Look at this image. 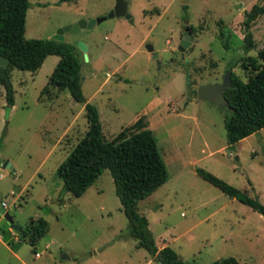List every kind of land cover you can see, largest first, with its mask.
<instances>
[{"label":"rangeland","instance_id":"1","mask_svg":"<svg viewBox=\"0 0 264 264\" xmlns=\"http://www.w3.org/2000/svg\"><path fill=\"white\" fill-rule=\"evenodd\" d=\"M123 1L129 19L109 17L57 40L58 29L106 16L117 0H29L25 37L85 43L87 57L75 46L82 91L97 106L107 140L140 118L152 130L167 181L138 209L159 248L168 244L189 264L231 256L238 264H264L263 215L196 172L203 169L264 205V127L230 146L229 109L197 98L201 85L222 83L228 71L243 75L237 60L244 14L262 0ZM187 25L192 39L181 52ZM251 31L255 55L264 46V14ZM58 60L49 55L34 72L12 68L13 106L0 85L1 199L22 228L40 217L49 223L35 245L0 230L7 244L0 242V264H157L126 233L108 169L80 197L57 175L88 129L84 104L67 89L43 90ZM6 160L14 171L2 167Z\"/></svg>","mask_w":264,"mask_h":264},{"label":"trees","instance_id":"2","mask_svg":"<svg viewBox=\"0 0 264 264\" xmlns=\"http://www.w3.org/2000/svg\"><path fill=\"white\" fill-rule=\"evenodd\" d=\"M29 6V0H0V57L7 60L5 66L0 65V85L4 88L8 103L14 104L12 68L34 72L42 66L47 56H59L43 90L50 86L59 91L67 89L76 102L84 104L88 123L85 135L57 169L65 190L80 197L108 169L121 202V210L128 220L126 233L136 240V247L145 249L161 264H189L172 247L157 246L147 217L138 209L141 199L167 181L166 165L152 130L140 118L112 140L105 138L98 108L87 101L82 91L83 78L75 54L76 47L52 39H27L25 24ZM262 14L264 0L253 4L245 12L242 52L237 60L243 75L231 71V86L223 92L229 102V114L225 117L224 125L230 146L264 127V46L255 55L250 54L255 48L251 25ZM225 47H229L228 40ZM196 172L264 217V205L258 197L249 196L203 169ZM48 230L46 219H31L22 228L23 237L19 235L18 241L35 245ZM2 233L7 231L2 229ZM209 264H238V261L231 256Z\"/></svg>","mask_w":264,"mask_h":264},{"label":"water","instance_id":"3","mask_svg":"<svg viewBox=\"0 0 264 264\" xmlns=\"http://www.w3.org/2000/svg\"><path fill=\"white\" fill-rule=\"evenodd\" d=\"M114 16H125L128 19L130 18V15L127 13V5L123 0H117L113 10H111L106 16L99 17L97 19H92L89 21L80 20V21H77L73 24H69V25H66V26L58 29L57 34L55 36V39L63 40V34L64 33H69L71 35H74L82 28H91L94 24L101 22V21L105 20L106 18L114 17ZM188 29H189V27L186 28V30H188ZM189 39H192L191 31L189 32V34H185V32H184V38L181 40V42L179 43L178 48H177L178 51L182 52V51H184V49L186 47L189 46V44H190ZM72 44L74 46L79 47L84 52V55L87 57V55H86L87 46L85 45L84 42L79 41V40H74ZM148 49L150 51L153 50V48L149 45H148ZM230 73H231V71H228L225 74L222 83H208V84L201 85L197 91V98L200 100L205 99L209 102H212V103H215L217 105L224 106V107L228 108L229 102L225 98L223 92L228 87L231 86ZM2 167L14 171V168L12 167L9 160L4 161V163L2 164ZM0 215L7 222V224L11 225V227L14 231L19 232L20 235L23 237V231H22L21 226H19L18 224H16L14 222L10 213L7 210H5L1 206V204H0ZM157 264H161V262H157Z\"/></svg>","mask_w":264,"mask_h":264},{"label":"crops","instance_id":"4","mask_svg":"<svg viewBox=\"0 0 264 264\" xmlns=\"http://www.w3.org/2000/svg\"><path fill=\"white\" fill-rule=\"evenodd\" d=\"M11 163V162H10ZM12 165V164H11ZM1 196H2V193L0 192V200H2L1 199ZM5 220L3 219V217L0 215V230L2 231V229H4V230H6L7 231V234L8 235H10L11 237H13L14 238V240H18V237H19V235H20V233L19 232H17V231H15V232H13L14 230L12 229V227H4V225L3 226H1L2 224V222H4ZM22 228V227H21ZM11 229L13 230V231H11ZM17 234V235H16ZM0 242H2L3 244H6V242L4 241V238L0 235ZM6 246H7V244H6ZM164 246H169L168 244H165V245H163L162 247H164ZM161 247V248H162ZM174 249V248H173ZM175 250V249H174ZM20 260H21V258L17 255V253L15 252V251H13V250H11ZM176 252H177V250H176ZM178 253V252H177ZM179 254V253H178ZM180 255V254H179ZM39 256V255H38ZM181 256V255H180ZM153 260V259H152ZM22 261V260H21ZM22 263H23V261H22Z\"/></svg>","mask_w":264,"mask_h":264},{"label":"built area","instance_id":"5","mask_svg":"<svg viewBox=\"0 0 264 264\" xmlns=\"http://www.w3.org/2000/svg\"><path fill=\"white\" fill-rule=\"evenodd\" d=\"M0 204L5 210H7V208H8L7 202H5L4 200H0ZM38 255H39V253H36V256H38Z\"/></svg>","mask_w":264,"mask_h":264},{"label":"flooded vegetation","instance_id":"6","mask_svg":"<svg viewBox=\"0 0 264 264\" xmlns=\"http://www.w3.org/2000/svg\"><path fill=\"white\" fill-rule=\"evenodd\" d=\"M187 27H189V26L187 25V26L184 27V32H185V34H189L190 31H191V33H192L191 27H189V29L186 30Z\"/></svg>","mask_w":264,"mask_h":264}]
</instances>
